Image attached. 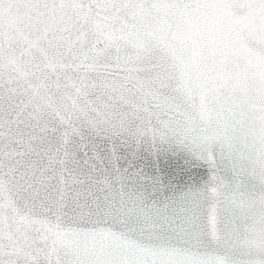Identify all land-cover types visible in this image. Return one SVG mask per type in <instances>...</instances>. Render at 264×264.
<instances>
[{
  "label": "snow or ice",
  "instance_id": "6c2138e0",
  "mask_svg": "<svg viewBox=\"0 0 264 264\" xmlns=\"http://www.w3.org/2000/svg\"><path fill=\"white\" fill-rule=\"evenodd\" d=\"M0 264H264V0H0Z\"/></svg>",
  "mask_w": 264,
  "mask_h": 264
}]
</instances>
